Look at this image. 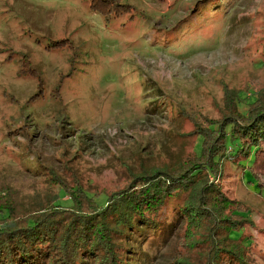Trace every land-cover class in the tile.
<instances>
[{
	"label": "rangeland",
	"instance_id": "374dc122",
	"mask_svg": "<svg viewBox=\"0 0 264 264\" xmlns=\"http://www.w3.org/2000/svg\"><path fill=\"white\" fill-rule=\"evenodd\" d=\"M113 1L105 19L100 0H0V188L32 209L179 167L199 126L247 114L264 90V0ZM221 166L214 181L247 206L264 264V187ZM184 225L147 234L139 264H205Z\"/></svg>",
	"mask_w": 264,
	"mask_h": 264
},
{
	"label": "trees",
	"instance_id": "16d2710c",
	"mask_svg": "<svg viewBox=\"0 0 264 264\" xmlns=\"http://www.w3.org/2000/svg\"><path fill=\"white\" fill-rule=\"evenodd\" d=\"M100 1L99 12L107 19L117 4ZM244 113L230 112L199 126L195 150L179 167L132 174L103 197L78 189L66 202L60 197L32 209L4 185L0 264H139L144 237L150 233L152 241L178 220L185 223V243L206 251L205 264H260L251 256L254 239L246 229L253 222L247 206L214 181L228 161L242 171L251 168L264 187L254 169L264 166V90L255 93Z\"/></svg>",
	"mask_w": 264,
	"mask_h": 264
}]
</instances>
